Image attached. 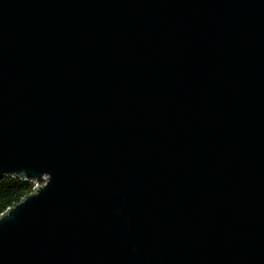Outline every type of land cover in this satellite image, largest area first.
Wrapping results in <instances>:
<instances>
[{
	"label": "water",
	"instance_id": "95a60500",
	"mask_svg": "<svg viewBox=\"0 0 264 264\" xmlns=\"http://www.w3.org/2000/svg\"><path fill=\"white\" fill-rule=\"evenodd\" d=\"M0 264H264V0H0Z\"/></svg>",
	"mask_w": 264,
	"mask_h": 264
},
{
	"label": "trees",
	"instance_id": "16d2710c",
	"mask_svg": "<svg viewBox=\"0 0 264 264\" xmlns=\"http://www.w3.org/2000/svg\"><path fill=\"white\" fill-rule=\"evenodd\" d=\"M35 182L20 176H5L0 179V215L29 193Z\"/></svg>",
	"mask_w": 264,
	"mask_h": 264
},
{
	"label": "built area",
	"instance_id": "2783aa9c",
	"mask_svg": "<svg viewBox=\"0 0 264 264\" xmlns=\"http://www.w3.org/2000/svg\"><path fill=\"white\" fill-rule=\"evenodd\" d=\"M45 177H43L42 179H38V180H34L35 184L33 186V189H36L38 188V186L40 187L42 184H44V181H45ZM38 185V186H37ZM33 189L31 192H33Z\"/></svg>",
	"mask_w": 264,
	"mask_h": 264
}]
</instances>
